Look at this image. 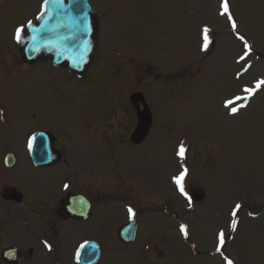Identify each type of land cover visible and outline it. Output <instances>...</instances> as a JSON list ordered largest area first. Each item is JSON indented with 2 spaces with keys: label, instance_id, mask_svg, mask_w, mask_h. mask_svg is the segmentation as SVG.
<instances>
[{
  "label": "rangeland",
  "instance_id": "rangeland-1",
  "mask_svg": "<svg viewBox=\"0 0 264 264\" xmlns=\"http://www.w3.org/2000/svg\"><path fill=\"white\" fill-rule=\"evenodd\" d=\"M42 1L0 0V184L9 179L34 191L46 176L56 187L71 171L79 178L91 170L108 173L106 195L141 208L138 246L152 231L149 236L172 230L168 212L175 210L178 221L189 223L195 246L175 264H215L217 255L210 254L218 229L225 239L232 232L223 248L238 264H264V219L252 212L264 211V87L236 100L264 80V0H229L237 30L250 41L244 60L245 42L233 40L230 22L219 14L222 0H88L98 14V48L82 79L49 62L20 60L13 33L34 19ZM136 90L153 118L140 145L128 140L136 124L128 96ZM228 100L235 104L225 107ZM39 130L64 142L70 166L46 176L31 168L26 145ZM8 152L18 160L9 171ZM182 166L189 170L185 188L199 198L189 211L172 179ZM45 184L41 190L52 189L47 178ZM106 210L114 215L117 208L105 204ZM174 246L184 250L176 237ZM109 253L103 264L112 261Z\"/></svg>",
  "mask_w": 264,
  "mask_h": 264
},
{
  "label": "flooded vegetation",
  "instance_id": "flooded-vegetation-1",
  "mask_svg": "<svg viewBox=\"0 0 264 264\" xmlns=\"http://www.w3.org/2000/svg\"><path fill=\"white\" fill-rule=\"evenodd\" d=\"M56 138H53L54 150L39 151V158L36 160L32 158L33 152L26 150L25 158L34 171L46 176L52 168L71 165L69 151L65 148L64 142L61 141L59 144ZM128 140L135 145L143 141L139 137H129ZM103 142L106 143L107 139H103ZM49 154H56V158L48 160L51 156ZM14 162L13 166H4V168L7 171L15 168L18 163L17 156ZM108 175L105 173L102 176L101 174L96 176L94 170H91L90 173L87 172L84 177L79 178L75 172L71 171V174L58 182V188L51 187L54 186L52 185L54 177L46 176L48 187L52 189L41 190V186L47 187L45 178L40 180L41 186L36 185L34 191L28 188L22 189L9 179H2L0 184V264H9L3 260L2 254L11 248H17L15 252L18 253L14 264H38V261L41 264H76L75 253L85 243L92 244L100 253L95 264H103L109 252L112 259L109 264H123L130 260H138V262L140 260V264H175L180 260L178 256L182 257L186 249L195 251V246L189 242V223L187 220L178 221L175 210L168 212H172L170 215L174 221L172 230L169 229L166 234L149 236L153 233L152 231L148 235L149 238L143 239L142 245L138 246L139 230L142 226L141 208L136 207L133 202H130L131 200L127 199L126 202L120 203V200L107 196L101 186L103 183H108ZM187 193L185 208L189 211L194 206L193 201H199V198L194 192L187 190ZM76 195H80L81 199H68ZM112 201L117 208L114 215L108 210L104 211V205L111 206ZM65 204H69V207L73 206L69 209L68 206L65 207ZM62 207L67 211L64 214H60ZM129 208L134 214L129 213ZM262 209L258 208L256 212L261 213ZM130 222H133L134 226L128 227L127 230L126 227ZM183 223L187 228V236L180 231ZM119 229L123 230L126 237L133 236V240L123 241L119 236ZM216 233L214 239L216 247L215 252L212 253L217 255L215 264H224L225 259H231L233 264H238L233 255L229 253L224 255L223 247L219 252L216 250L218 230ZM175 237L181 240L184 250L175 248ZM176 257L178 259H175ZM119 258L121 260L118 261Z\"/></svg>",
  "mask_w": 264,
  "mask_h": 264
},
{
  "label": "water",
  "instance_id": "water-1",
  "mask_svg": "<svg viewBox=\"0 0 264 264\" xmlns=\"http://www.w3.org/2000/svg\"><path fill=\"white\" fill-rule=\"evenodd\" d=\"M97 34V14L88 0H44L39 15L22 32L18 47L24 60L33 62L50 59L55 65L82 74L88 68L95 53ZM140 97L137 93L131 96V100L136 102ZM150 125V115L144 110L139 114L134 137H144ZM33 137L35 142V146L31 149L33 160L39 158V151L53 150L50 142L53 137L48 132L39 131ZM54 158L56 154H52L48 160ZM6 161L8 165H12L14 157L9 155ZM67 206L71 209L73 205L69 207V204H65V207ZM65 212L67 211L62 207L60 214ZM131 226L132 224H129L126 229ZM122 235L127 240L131 237H126L123 231ZM86 247L90 249L85 252ZM83 249L79 258L80 264H92L98 257V250L94 249L92 244H87ZM6 255H9V260L14 263L18 253L12 250L2 254L3 258L10 262L5 258Z\"/></svg>",
  "mask_w": 264,
  "mask_h": 264
},
{
  "label": "snow or ice",
  "instance_id": "snow-or-ice-1",
  "mask_svg": "<svg viewBox=\"0 0 264 264\" xmlns=\"http://www.w3.org/2000/svg\"><path fill=\"white\" fill-rule=\"evenodd\" d=\"M220 7H221V11L219 14L221 16L227 17V20L230 22L232 31L236 32L238 25H237V21L234 19L233 14L230 12L229 0H222ZM23 31H24V29L22 27L16 29L15 38L17 41L20 40V37H21V34ZM208 31H209L208 28H204V30H203V32H204V37H203L204 38V45H203V47L205 50L207 49L208 44H209ZM238 39L243 41L244 37L242 35H238ZM244 48L247 51H245L244 56L240 57L241 60H244L250 51V46L246 42L244 44ZM262 87H264V80L258 81L254 88L253 87H245L243 89V91L246 92L248 94V96L247 97H237L236 100L247 99V98L251 97L252 95H254L255 92L257 90L261 89ZM234 104H235L234 100H228L225 102V107H229V106L234 105ZM238 111H239V109L237 107H234V106L230 107V114L235 115ZM29 147H31V144L29 145ZM185 153H186V148L184 147L183 144H181L178 151H177V155L181 158V160H183L185 158ZM188 171L189 170L187 167L182 166L179 174L172 178L173 182L177 186L179 192L186 197L188 196V193L185 191L184 181H185L186 176L188 175ZM240 208H241V205L236 204L235 208L231 212V216L233 217V219L231 221L230 227H231V230L233 232H235L237 230L238 221L235 219V217L237 216V212L239 211ZM128 211L130 214H134L133 210L131 208H129ZM180 231L182 233H184L185 236H187V230H186V227L184 225H181ZM224 245H225V234L223 231H220L218 234V247L216 250L219 252ZM227 264H233V261L231 259H228Z\"/></svg>",
  "mask_w": 264,
  "mask_h": 264
}]
</instances>
